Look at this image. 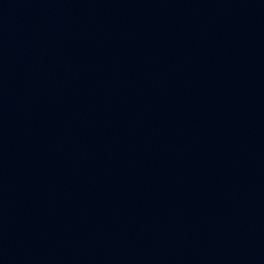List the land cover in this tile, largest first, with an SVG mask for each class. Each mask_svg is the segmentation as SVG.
Listing matches in <instances>:
<instances>
[{
    "label": "water",
    "instance_id": "obj_1",
    "mask_svg": "<svg viewBox=\"0 0 264 264\" xmlns=\"http://www.w3.org/2000/svg\"><path fill=\"white\" fill-rule=\"evenodd\" d=\"M0 264H264V0H0Z\"/></svg>",
    "mask_w": 264,
    "mask_h": 264
}]
</instances>
